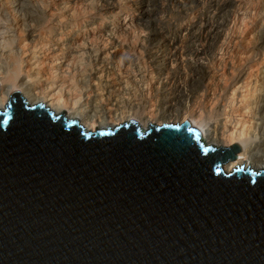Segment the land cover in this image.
Wrapping results in <instances>:
<instances>
[{"label": "water", "instance_id": "95a60500", "mask_svg": "<svg viewBox=\"0 0 264 264\" xmlns=\"http://www.w3.org/2000/svg\"><path fill=\"white\" fill-rule=\"evenodd\" d=\"M0 111V264H264V169L188 121L84 132L17 91Z\"/></svg>", "mask_w": 264, "mask_h": 264}, {"label": "bare ground", "instance_id": "6f19581e", "mask_svg": "<svg viewBox=\"0 0 264 264\" xmlns=\"http://www.w3.org/2000/svg\"><path fill=\"white\" fill-rule=\"evenodd\" d=\"M182 1L185 18L197 0ZM205 1L182 39L162 38L158 0H0V111L17 91L87 133L188 121L206 146L240 147L224 172L264 169V5Z\"/></svg>", "mask_w": 264, "mask_h": 264}, {"label": "rangeland", "instance_id": "374dc122", "mask_svg": "<svg viewBox=\"0 0 264 264\" xmlns=\"http://www.w3.org/2000/svg\"><path fill=\"white\" fill-rule=\"evenodd\" d=\"M136 1H140V0H134V2H136ZM144 1L146 3L147 0H144ZM132 2L133 1H130L129 5H133ZM181 2H183V1L182 0H158V3L159 4L169 3V7H168V9L166 11H164V9L167 6H163L160 9L159 14L157 16H155V18L157 17L156 20L158 22H161V24H165V25L168 26L167 27L168 32L166 31L167 33L164 34L162 36V38H164V36H170L171 32L177 31V29H179V28H180L179 30H181L183 28L184 30L181 31L180 34H179L180 35V38L183 39L185 37V35H186L185 29H189L190 22L192 20H195L196 19L195 16L199 17V15L203 12L202 11L203 10V7L207 5V2L205 0H197V2H195L193 4L194 6L193 5L191 6L192 7L191 8L192 10L188 12L187 17L184 18V16H182L180 14V11H179L180 9L178 10V5H180ZM261 4L264 5V0H261ZM132 8L134 10L132 12L133 15L122 16V20H123V17H126L125 22H123V24L125 25V28H127L130 33H133V32L139 33L140 32L139 30L142 29V27H141L142 26V23L140 24V22L137 21V19H136L137 17L136 16H137V13L138 12L143 11L144 9H138V6L137 5H135ZM192 13H193V15H192ZM166 48H167V50L169 52V50L173 49V46L166 47ZM177 56H178L177 59L175 57L177 63L178 64L183 63V61H184L183 58H181L179 55H177ZM178 59H179V61H178ZM172 60H174V59L169 60L168 63H167L168 64L167 66L170 67V68H173L174 67L173 66L174 63H172ZM169 63L171 64V66L169 65ZM184 71L185 70L183 69L182 72H184ZM183 75L186 76V73H183ZM167 124H178V122H175V123H167Z\"/></svg>", "mask_w": 264, "mask_h": 264}]
</instances>
